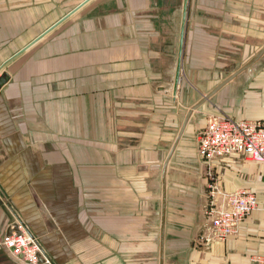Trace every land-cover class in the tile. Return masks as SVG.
I'll return each instance as SVG.
<instances>
[{"label":"crops","instance_id":"0c3cea01","mask_svg":"<svg viewBox=\"0 0 264 264\" xmlns=\"http://www.w3.org/2000/svg\"><path fill=\"white\" fill-rule=\"evenodd\" d=\"M182 7L0 0V242L18 221L53 264H264V164L196 147L264 121V0H188L174 88ZM210 178L258 206L204 245Z\"/></svg>","mask_w":264,"mask_h":264},{"label":"built area","instance_id":"2783aa9c","mask_svg":"<svg viewBox=\"0 0 264 264\" xmlns=\"http://www.w3.org/2000/svg\"><path fill=\"white\" fill-rule=\"evenodd\" d=\"M197 153L206 163L241 156L247 163L264 164V121L233 120L226 116L211 118L197 135ZM208 184L207 220L202 242L210 245L237 233L239 224L257 209L255 194L240 190L224 192L213 178ZM11 234L0 246L24 264H51L40 244L18 221L10 224Z\"/></svg>","mask_w":264,"mask_h":264},{"label":"water","instance_id":"95a60500","mask_svg":"<svg viewBox=\"0 0 264 264\" xmlns=\"http://www.w3.org/2000/svg\"><path fill=\"white\" fill-rule=\"evenodd\" d=\"M187 1L188 0H183L181 27H180L179 43H178V58H177V67H176L175 79H174V88L177 87V84L179 82L181 57H182V51H183V45H184L185 24H186V17H187ZM5 83H6L5 77L1 76L0 86ZM8 235L10 234H7V236Z\"/></svg>","mask_w":264,"mask_h":264},{"label":"rangeland","instance_id":"374dc122","mask_svg":"<svg viewBox=\"0 0 264 264\" xmlns=\"http://www.w3.org/2000/svg\"><path fill=\"white\" fill-rule=\"evenodd\" d=\"M3 248H4V247H3ZM49 260L51 261V264H53V263H52L53 261L51 260V258H49Z\"/></svg>","mask_w":264,"mask_h":264},{"label":"bare ground","instance_id":"6f19581e","mask_svg":"<svg viewBox=\"0 0 264 264\" xmlns=\"http://www.w3.org/2000/svg\"><path fill=\"white\" fill-rule=\"evenodd\" d=\"M11 230V229H10ZM12 232V231H11ZM11 234V233H10ZM38 242V241H37ZM39 244V243H38ZM41 246V245H40ZM10 252V251H9ZM12 255V254H11ZM13 256V255H12ZM14 257V256H13Z\"/></svg>","mask_w":264,"mask_h":264}]
</instances>
